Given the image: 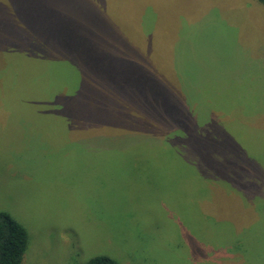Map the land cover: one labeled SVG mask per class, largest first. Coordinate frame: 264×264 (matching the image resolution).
<instances>
[{"label":"rangeland","instance_id":"1","mask_svg":"<svg viewBox=\"0 0 264 264\" xmlns=\"http://www.w3.org/2000/svg\"><path fill=\"white\" fill-rule=\"evenodd\" d=\"M0 15L18 37V50L0 51V211L27 231L20 264L99 254L117 264H264L257 0H0ZM144 68L165 86L154 93L177 96L182 118L164 117L163 103L164 118L145 125L137 104L117 98L97 122H70L50 105L83 83L118 94L104 77L148 80ZM118 103L127 118L114 121ZM219 127L229 129L227 152L200 173L185 131ZM134 129L144 136L107 143Z\"/></svg>","mask_w":264,"mask_h":264},{"label":"trees","instance_id":"2","mask_svg":"<svg viewBox=\"0 0 264 264\" xmlns=\"http://www.w3.org/2000/svg\"><path fill=\"white\" fill-rule=\"evenodd\" d=\"M257 1L264 7V0ZM8 24L9 23H7L6 18L3 15H0V51L18 50V44L15 41L18 38L16 37L15 27H11ZM46 38L48 39V37ZM79 44L81 45V42H79ZM8 47H10V49ZM39 49H44L45 51L47 50V48L41 45L40 42ZM106 50L108 52L107 55L110 56L113 60L114 57L118 55L117 53H114L111 48H106ZM136 64L137 61H134L135 66ZM157 66L158 71L161 73V67L159 68V64H157ZM152 72L153 71H150V69L148 68L141 69V75H147L152 77H149L148 80H145L142 77H138L136 79L135 76V78L132 79L130 82H122L120 80L116 81V79H111V77L103 76L105 80L109 81L110 84H113V87L116 86L117 91H119L118 94L117 92L116 94H112L109 91L105 92L103 95L96 96L94 84L91 85V90H89L88 84L83 83L81 85V89H83L81 90V92L80 90H78L74 96H70V98L68 99H62L60 97L61 95H58L55 97V100L52 101L50 105L56 108L54 110L56 113L60 114L61 116H64L62 118L63 120L70 122H85L86 120H93L91 122H97L96 120L98 119V117L100 118L101 114H103V112L100 111L105 106H111V103H113V101H115L117 98L122 99L124 103H128L129 101L137 104V106H139L145 112V114H143L141 117V123H144L145 125L152 121L153 118L163 117L162 109L164 108L161 106L163 105V103H168L171 105L168 106L172 107L171 111L166 110L164 112V117L167 116L169 118L172 117L173 119H176L180 116V118H182V111L176 110V107L179 104L176 95V97L171 98L169 95H159L158 92H153L156 89L165 91V86H163L160 80L158 81V78H156V75L152 74ZM103 84L104 83L101 81L100 87ZM110 84L107 86L109 88H112V85ZM86 91L87 93H85ZM121 106L122 105L118 103L119 110L116 111L114 115H119V117L114 119V121H120L123 117L127 118V115H125L120 109ZM109 111L110 110H107L106 113ZM145 115L148 118L146 120L144 117ZM83 118H85L86 120H83ZM104 118L106 119L105 116ZM183 118L186 119L185 116H183ZM117 124L121 126L119 122H117ZM142 128H144V125L142 126ZM139 130L140 129H134V131L132 130V132L136 131V133L131 132L132 134L121 130L119 133L113 134L115 135L113 137L108 136L107 143H122L124 142V140H126L127 137H129L128 135H139L143 137L144 134H139ZM185 132L187 146L189 144L188 151H192L191 153L196 154V170L200 173H204L205 171L211 170V162L214 160L221 159L222 155L227 152L225 146V144H227V142L225 141L227 136L225 135L229 132V129L226 127L220 129L215 128L210 136L208 135V132H203L201 130L195 129L192 131L191 134L189 133L191 131L188 132V130H186ZM122 135H126V137ZM215 135H219L220 139L217 140ZM211 140L212 142H210ZM214 142L217 145H215ZM164 146L165 145L157 146L153 144L151 146V151L164 153ZM217 154H221V156H218ZM226 161L227 159L225 160V163ZM237 162L239 161H236L234 163ZM27 240L28 235L25 227L15 219H13L6 212L0 211V264H20L27 245ZM83 264H117V262L108 255L99 254L90 257Z\"/></svg>","mask_w":264,"mask_h":264}]
</instances>
